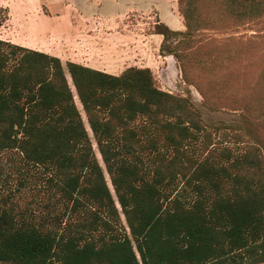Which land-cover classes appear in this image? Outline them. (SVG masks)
I'll use <instances>...</instances> for the list:
<instances>
[{"label": "trees", "instance_id": "obj_1", "mask_svg": "<svg viewBox=\"0 0 264 264\" xmlns=\"http://www.w3.org/2000/svg\"><path fill=\"white\" fill-rule=\"evenodd\" d=\"M178 8L186 30L158 22L161 51L207 101L202 84L225 76L239 49L217 41L208 61L201 34L231 42L242 28L264 30V0H178ZM5 19L0 11V27ZM259 85L258 107L241 116L245 148L235 152L150 68L114 75L0 39V151L54 169L73 211L95 209L80 229L62 231L2 210L0 263L264 264V72Z\"/></svg>", "mask_w": 264, "mask_h": 264}, {"label": "rangeland", "instance_id": "obj_2", "mask_svg": "<svg viewBox=\"0 0 264 264\" xmlns=\"http://www.w3.org/2000/svg\"><path fill=\"white\" fill-rule=\"evenodd\" d=\"M158 9L170 28L186 30L175 0H0V11L6 18L0 27V39L59 57L65 65L86 61L80 64L114 75L129 67L150 68L158 87L188 97L200 110L213 131L214 142L222 140L235 152L244 150L240 140L248 135L241 116L246 109L258 107L256 97L264 72L262 25L242 28L231 42L225 40L228 35L216 31L201 34L198 53H206L207 60L217 41L239 49L237 62L230 64L225 76L202 84L209 97L206 101L196 87L183 80L178 61L174 58L179 70L173 56L161 51L164 37L156 33ZM214 37L216 41L209 43ZM115 53L126 55L125 60L114 57ZM79 108L82 110L80 103ZM258 131L264 137V122ZM54 174V169L27 163L16 150L0 151V212L7 210L20 223L43 230L80 229L91 220L95 209L90 205L73 211L72 203L52 181ZM107 179L113 190L108 175Z\"/></svg>", "mask_w": 264, "mask_h": 264}, {"label": "crops", "instance_id": "obj_3", "mask_svg": "<svg viewBox=\"0 0 264 264\" xmlns=\"http://www.w3.org/2000/svg\"><path fill=\"white\" fill-rule=\"evenodd\" d=\"M169 1H170V0H169ZM175 1H178V0H175ZM155 6L157 7L158 5L156 4V5H154V7H155ZM156 7H155V8H156ZM178 10H179V8H178ZM140 11H141V10H140ZM157 11H158V14H159L160 22H163V21H164V18L162 17V14L160 13L161 11H160L159 9H158ZM131 12H133V11H130V12L127 13V14H130ZM179 13H180V12H179ZM127 14H126V15H127ZM180 15H181V14H180ZM163 23H164V22H163ZM165 24H166V23H165ZM166 25H167V24H166ZM167 26H168V25H167ZM168 27H169V26H168ZM169 28H170V27H169ZM171 29H172V28H171ZM172 30H174V29H172ZM175 31H182V30H175ZM160 42H162L161 39H160ZM116 56H117V58H119V59H121V58L124 57V60H125V58H126V57H125L126 55H123V54L119 55V54H116V53H115V54H114V57H116ZM87 57H88V56H87ZM172 58H173V60H174V61H173V62H174V65H176L177 70H179V69H178V66H177V61L174 59V57H172ZM87 61H88V60H87ZM80 62L82 63V62H86V61H80ZM80 62H79V64H80ZM76 63H77V62H76ZM82 65H83V64H82ZM103 71L106 72V70H103Z\"/></svg>", "mask_w": 264, "mask_h": 264}]
</instances>
